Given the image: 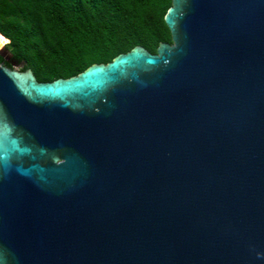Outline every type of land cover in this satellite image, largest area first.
I'll list each match as a JSON object with an SVG mask.
<instances>
[{
	"label": "water",
	"instance_id": "water-1",
	"mask_svg": "<svg viewBox=\"0 0 264 264\" xmlns=\"http://www.w3.org/2000/svg\"><path fill=\"white\" fill-rule=\"evenodd\" d=\"M164 22L69 77L0 61V264H264V0Z\"/></svg>",
	"mask_w": 264,
	"mask_h": 264
},
{
	"label": "trees",
	"instance_id": "trees-1",
	"mask_svg": "<svg viewBox=\"0 0 264 264\" xmlns=\"http://www.w3.org/2000/svg\"><path fill=\"white\" fill-rule=\"evenodd\" d=\"M171 0H0V61L29 68L38 81L69 77L135 45L171 43Z\"/></svg>",
	"mask_w": 264,
	"mask_h": 264
},
{
	"label": "rangeland",
	"instance_id": "rangeland-1",
	"mask_svg": "<svg viewBox=\"0 0 264 264\" xmlns=\"http://www.w3.org/2000/svg\"><path fill=\"white\" fill-rule=\"evenodd\" d=\"M4 47H5V45H4ZM1 52L3 53L4 57L7 58V60H9L10 55L8 54V52L6 50H4V48L1 49ZM13 66H15L17 69H19V65L16 64L15 62H13Z\"/></svg>",
	"mask_w": 264,
	"mask_h": 264
},
{
	"label": "bare ground",
	"instance_id": "bare-ground-1",
	"mask_svg": "<svg viewBox=\"0 0 264 264\" xmlns=\"http://www.w3.org/2000/svg\"><path fill=\"white\" fill-rule=\"evenodd\" d=\"M3 45H5V44L0 41V47L3 46Z\"/></svg>",
	"mask_w": 264,
	"mask_h": 264
},
{
	"label": "flooded vegetation",
	"instance_id": "flooded-vegetation-1",
	"mask_svg": "<svg viewBox=\"0 0 264 264\" xmlns=\"http://www.w3.org/2000/svg\"><path fill=\"white\" fill-rule=\"evenodd\" d=\"M4 58V57H3ZM6 60V59H5ZM10 66H12V65H10Z\"/></svg>",
	"mask_w": 264,
	"mask_h": 264
}]
</instances>
